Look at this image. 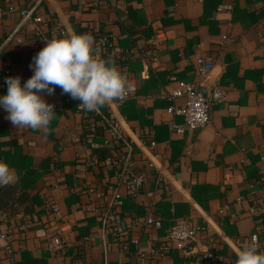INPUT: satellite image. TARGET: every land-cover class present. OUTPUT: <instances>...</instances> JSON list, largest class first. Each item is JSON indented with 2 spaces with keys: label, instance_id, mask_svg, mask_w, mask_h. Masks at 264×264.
Masks as SVG:
<instances>
[{
  "label": "crops",
  "instance_id": "1",
  "mask_svg": "<svg viewBox=\"0 0 264 264\" xmlns=\"http://www.w3.org/2000/svg\"><path fill=\"white\" fill-rule=\"evenodd\" d=\"M23 10L32 21L24 23ZM69 32L91 34L97 44L111 37L113 47L99 46L118 68L121 51L135 45L156 50L159 64L131 62L123 72L133 94L102 107L101 118L80 114V101L59 87L43 94L47 102L58 97L47 129L17 130L0 107V161L19 177L0 186V264H195L206 251L217 256L213 264H236L254 234L264 251V0H0V96L7 77L23 84L33 75L29 65L46 40ZM206 58L227 100L212 106L209 126L178 132L173 124L185 118L169 109L184 108L186 99L172 94L179 81L194 82ZM103 115L120 122L124 140L112 138ZM123 177L143 178L136 195ZM47 199L59 203L64 223L67 245L56 252ZM147 216L161 228L99 237ZM183 221L205 228L198 241L156 257L154 241ZM135 241L146 263L136 259Z\"/></svg>",
  "mask_w": 264,
  "mask_h": 264
},
{
  "label": "clouds",
  "instance_id": "2",
  "mask_svg": "<svg viewBox=\"0 0 264 264\" xmlns=\"http://www.w3.org/2000/svg\"><path fill=\"white\" fill-rule=\"evenodd\" d=\"M29 67L33 75L23 84L19 76L7 77V94L0 96L5 119L17 130L49 127L56 111L43 94L53 95L57 87L62 94L79 100L78 107L84 111H99L114 101H123L131 90L127 74L102 57V49L91 34L69 32L63 38L46 40ZM18 179L16 171L0 161V186ZM237 257L236 264H264V251L255 238L238 251Z\"/></svg>",
  "mask_w": 264,
  "mask_h": 264
},
{
  "label": "built area",
  "instance_id": "3",
  "mask_svg": "<svg viewBox=\"0 0 264 264\" xmlns=\"http://www.w3.org/2000/svg\"><path fill=\"white\" fill-rule=\"evenodd\" d=\"M14 10L15 8L12 6L11 11ZM21 14L23 16L24 23L33 20L32 13L29 10H23L21 11ZM99 45L108 48L113 47L114 41L111 37L104 36L99 41ZM151 45L152 47L157 48L160 45V41L157 38H154L151 41ZM121 56L122 58H124V68H119L122 72H127L129 64L137 60L138 58H142L144 61H146L149 68L156 67L159 64V57L156 53V50H152L146 53L143 45H135L131 49L122 50ZM214 66L215 64L210 58L202 59L200 61V66L197 69L194 82H178V88L173 92L172 99L185 98L186 103L184 108L176 109L172 107L169 109L170 113L179 114L185 118L184 125L177 126L173 124V127H175L178 132H183L185 129L200 130L209 126L211 123L212 106L214 104L223 103L227 100V91L221 87L219 81H211L210 79V73L213 70ZM202 83L207 84L206 94L201 93L199 90V85ZM133 91V88H131L126 99L131 97ZM117 101L123 102L119 100ZM48 103L53 104L56 110L58 107V97L54 96ZM77 110L83 116L94 115V117L100 116L101 118L102 115V112L100 110L84 111L79 107L77 108ZM89 124L93 130H96V118H92ZM102 124L110 132V135L114 140H124L122 127L117 119H110L103 115ZM151 145L154 147L156 143L152 142ZM122 179L131 193L133 195H136L139 191L140 186L142 185L143 178L138 177L132 180H128L127 178L123 177ZM117 202L119 205L122 204L119 198H117ZM45 206L49 212L56 216V219L52 221L51 231L49 234V248L52 252H56L57 250H60L67 245L64 238V223H62L58 218L61 213L60 205L55 200L47 199L45 202ZM258 213L259 209L254 208L252 210V214ZM161 225L162 224L160 219H157L153 216H147L143 220L133 223V225L129 224L127 221H123L115 229H103V232L99 235V237H103L106 235V233L110 232L115 240H118L128 234L132 227L145 230L147 233L151 234L153 230L161 228ZM203 229L205 228L194 226L187 221L178 222L166 232L162 241H154L152 253L158 258H164L169 252L174 249L186 251L192 244L198 241V231ZM95 237L96 236H92L91 238L94 239ZM253 238H255L258 244V234H254L251 239L253 240ZM135 244L137 246V252L135 253L136 259L140 260L143 263H146V255L145 252L141 249L140 242L135 241ZM216 258L217 256L215 254L210 251H206L200 258L195 261V264L199 263L200 261H203L205 264H213Z\"/></svg>",
  "mask_w": 264,
  "mask_h": 264
}]
</instances>
